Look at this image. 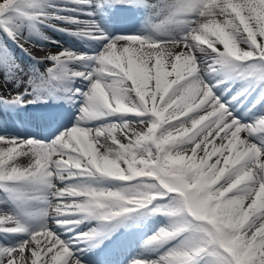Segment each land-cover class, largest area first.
I'll return each mask as SVG.
<instances>
[{"label": "snow or ice", "instance_id": "6c2138e0", "mask_svg": "<svg viewBox=\"0 0 264 264\" xmlns=\"http://www.w3.org/2000/svg\"><path fill=\"white\" fill-rule=\"evenodd\" d=\"M77 3L74 11L91 15L85 9L93 0ZM163 7L157 30L183 24V35L109 38L94 22L65 17L104 45L83 72L68 65L85 54L49 57L50 73L89 83L75 90L83 97L76 126L51 142L0 137V191L20 213L0 211V233L25 234L14 246L0 244V264H81L74 245L91 233L65 240L57 228L72 233L85 219L112 220L149 206L172 218L149 243L171 246L133 264H264V115L241 123L204 79L224 73L264 83V0H164ZM37 8L36 0H0V27L11 31L17 17L41 19ZM21 157L27 167L18 166ZM103 178L133 186H91ZM30 200L45 208L27 211ZM33 215L41 223L29 230L22 217Z\"/></svg>", "mask_w": 264, "mask_h": 264}, {"label": "bare ground", "instance_id": "6f19581e", "mask_svg": "<svg viewBox=\"0 0 264 264\" xmlns=\"http://www.w3.org/2000/svg\"><path fill=\"white\" fill-rule=\"evenodd\" d=\"M28 48L29 49H31L32 51L34 50L35 51V49H34V47L32 46V45H28ZM57 52H60V50L59 49H57V48H55V47H51V48H44L42 51H40V52H36V53H38V54H44V55H47V56H51V55H54V54H56ZM202 55H204L203 53H198L197 54V57H199V56H202ZM2 85H0V87H1ZM133 127H137L136 125H133ZM137 130H139V127H137ZM125 143L127 142L126 140L124 141ZM18 166H20V167H27L28 165H29V163H30V161H29V159L28 158H25V157H21V158H19V160H18ZM57 183H59V181H57ZM0 209L1 210H4V208H3V205L0 203ZM2 212H5V211H2ZM151 249L150 248H148V247H146V250L144 251V253L146 254V253H148V251H150ZM153 250V249H152ZM147 251V252H146ZM163 254V253H162ZM157 256H160V255H157ZM80 258H82V257H84V258H86V259H84V258H82V259H84V260H87L88 262H91L89 259H87V256L86 255H81V256H79ZM152 259V258H151ZM81 262V261H80ZM81 264H88V263H85V262H81Z\"/></svg>", "mask_w": 264, "mask_h": 264}, {"label": "rangeland", "instance_id": "374dc122", "mask_svg": "<svg viewBox=\"0 0 264 264\" xmlns=\"http://www.w3.org/2000/svg\"><path fill=\"white\" fill-rule=\"evenodd\" d=\"M129 185H130L129 182H124L123 181L122 183L117 184L114 187L115 188H119V189H123L124 186H129ZM140 190H142V189H140ZM165 203H167V202L166 201H157V204H165ZM156 213L160 214L159 216L161 217L162 220L159 222V224L155 228H157L158 226H159V228L168 227L170 225V223H171V219L172 218H170L169 216H167V215H165V214H163L161 212H156Z\"/></svg>", "mask_w": 264, "mask_h": 264}]
</instances>
